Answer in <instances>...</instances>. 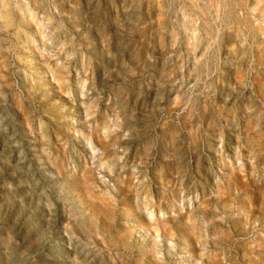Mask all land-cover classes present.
Segmentation results:
<instances>
[{
    "label": "rangeland",
    "instance_id": "obj_1",
    "mask_svg": "<svg viewBox=\"0 0 264 264\" xmlns=\"http://www.w3.org/2000/svg\"><path fill=\"white\" fill-rule=\"evenodd\" d=\"M0 264H264V0H0Z\"/></svg>",
    "mask_w": 264,
    "mask_h": 264
}]
</instances>
